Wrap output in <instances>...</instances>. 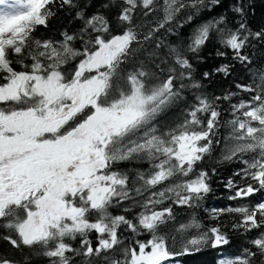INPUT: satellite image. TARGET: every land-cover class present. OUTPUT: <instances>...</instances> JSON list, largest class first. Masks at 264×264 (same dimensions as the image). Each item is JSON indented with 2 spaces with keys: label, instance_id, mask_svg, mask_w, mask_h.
I'll list each match as a JSON object with an SVG mask.
<instances>
[{
  "label": "snow or ice",
  "instance_id": "1",
  "mask_svg": "<svg viewBox=\"0 0 264 264\" xmlns=\"http://www.w3.org/2000/svg\"><path fill=\"white\" fill-rule=\"evenodd\" d=\"M92 7L0 0V264H180L206 250L215 264H264V70L248 54L264 25L250 22L252 0ZM61 12L78 26L37 34ZM209 45L232 63L198 78ZM237 64L249 82L209 94L204 81ZM216 148L237 165L221 181L237 203L202 217L217 168L200 165Z\"/></svg>",
  "mask_w": 264,
  "mask_h": 264
},
{
  "label": "trees",
  "instance_id": "2",
  "mask_svg": "<svg viewBox=\"0 0 264 264\" xmlns=\"http://www.w3.org/2000/svg\"><path fill=\"white\" fill-rule=\"evenodd\" d=\"M104 0H93V7L89 9V13L96 11L97 6L103 3ZM255 7V15L250 17V22L254 28H258L264 25V0H252ZM220 11L219 9L216 10ZM71 17L64 12L58 14L57 17L53 18L49 22L48 29H40L37 33L45 37L58 38L60 32L68 28L69 30L78 26L79 22L70 23ZM184 33L187 34L188 28H185ZM215 48L213 45H209L205 48L202 55L206 59V63L198 64L196 75L199 78L204 71H211L214 67L221 63H232L230 57L229 60L225 61L222 59H217L214 55ZM211 53V55H210ZM248 54L252 59L253 70H264V46H257L254 50L249 49ZM248 83L249 73L240 65H236L232 74L225 79L222 75H214L208 81H204L207 86V91L211 95H219L225 91L231 89L235 91V84ZM227 108V104H224ZM178 117V112L176 110H170L165 113L162 120L165 122H172ZM222 118H227L225 115ZM225 130H221L224 133ZM220 155V149L216 148L213 156L211 158H206L205 161L201 163V167L210 170L213 167L217 168V175L212 177V188L213 191L209 194L206 199L202 202L201 208L198 210L202 217H206L207 213L204 211L205 208H225L232 204L235 206L237 202L229 201L228 196L229 191L225 189L224 183L221 181H226L231 175L232 171L237 167L235 164L229 163H219L217 158ZM252 200L259 199V195L250 198ZM190 211L188 209H176V212L180 219L185 218V214ZM239 247V241H234L232 246L225 249L227 253L236 254ZM10 251V246L4 241H0V252ZM217 258V253L214 250H206L195 255L182 256L179 257L180 264H215ZM36 264H44L42 260L37 261Z\"/></svg>",
  "mask_w": 264,
  "mask_h": 264
}]
</instances>
